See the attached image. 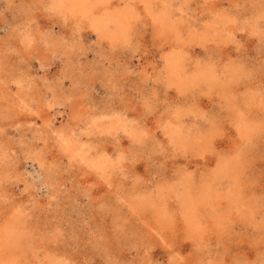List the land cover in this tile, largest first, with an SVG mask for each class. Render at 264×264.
I'll list each match as a JSON object with an SVG mask.
<instances>
[{"label":"rangeland","instance_id":"rangeland-1","mask_svg":"<svg viewBox=\"0 0 264 264\" xmlns=\"http://www.w3.org/2000/svg\"><path fill=\"white\" fill-rule=\"evenodd\" d=\"M0 264H264V0H0Z\"/></svg>","mask_w":264,"mask_h":264}]
</instances>
